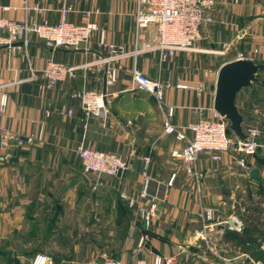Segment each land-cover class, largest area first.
I'll return each mask as SVG.
<instances>
[{
    "label": "crops",
    "instance_id": "1",
    "mask_svg": "<svg viewBox=\"0 0 264 264\" xmlns=\"http://www.w3.org/2000/svg\"><path fill=\"white\" fill-rule=\"evenodd\" d=\"M68 5L73 10L64 14ZM84 10H98L92 20L99 29L79 50L49 47L35 34L27 44L0 47V102L4 93L8 95L4 109L0 104V128L24 142L17 148V162L0 159V262L10 263L2 257L10 251L27 264L41 252L32 246L43 232L42 238L68 243V259H54L55 264H102L105 253L124 264L138 259L152 264L155 253L174 257L172 264H197L192 256L198 250L192 243L203 228L202 210L212 207L218 219L228 218L233 215L237 189L261 182L249 177L250 169L259 168L264 179V69L260 81L253 88L245 87L236 100L244 127L253 122L263 127L258 137L261 146L254 155L230 151L215 162L210 154L201 153L198 175L186 173L185 163L172 156L185 142L164 132V108L175 107L171 122L188 137L192 136L188 125L200 117L194 107L205 109L203 118L217 119L213 103L220 67L240 56L264 64V0H216L214 21L202 28L199 51H178L165 61L156 50L133 54L142 42L152 43L157 37L155 26L137 33V0H0V16L17 22L56 24L65 18L81 23ZM102 37L128 53L112 63L117 69L113 85L105 86L106 69L99 71L96 66L78 69L74 78L53 87L47 85L41 71L50 59L68 66L95 62L108 55L100 44ZM135 66L153 79L202 84L203 90L173 86L165 90L160 105L150 93L134 88ZM84 87L110 95L106 127L101 119L86 118L79 101L70 97ZM68 110L73 111L71 117ZM28 138L33 142L27 143ZM81 145L116 152L128 159L129 166L121 177L104 176L95 191L92 177L82 171L77 153ZM242 158L249 169L238 165ZM237 180L241 181L235 186ZM120 198L126 203L127 198L134 199L143 207L155 202L156 216L147 225L131 207L132 219L125 227L118 213ZM218 227L212 234L225 228ZM143 232L150 233L151 241L139 250Z\"/></svg>",
    "mask_w": 264,
    "mask_h": 264
},
{
    "label": "built area",
    "instance_id": "2",
    "mask_svg": "<svg viewBox=\"0 0 264 264\" xmlns=\"http://www.w3.org/2000/svg\"><path fill=\"white\" fill-rule=\"evenodd\" d=\"M67 2V0H64ZM66 4V3H65ZM216 6V0H137V33L140 30L155 26L157 37L152 43L142 42L137 46L134 55L148 51H159L161 59L167 60L169 56L178 51L198 52L197 43L202 37V28L214 21L211 14ZM73 10L71 5L64 7V14ZM96 11L84 10L85 20L81 23H73L63 18L58 23H51L47 20L43 22H17L0 16V47L15 46L16 43L27 44L31 34L37 35L46 45L53 48H66L79 50L87 44L94 31L99 29L92 16ZM138 37V35H137ZM138 42V41H137ZM100 44L105 47L108 55L100 56L98 60L85 63L79 66H68L66 64L50 59L42 69V75L47 79V85L53 87L58 82L74 78L78 69L92 70L97 67L99 71H105V86H111L117 79V69L113 62L127 56L124 48L115 44H107L102 37ZM239 58H244L240 56ZM36 74L33 71L32 77ZM132 81L135 89L146 91L153 95L160 105H163L165 90L175 86L179 89H195L198 92L203 90V85L193 86L187 83H173L171 79L163 82L149 77L136 66L132 70ZM108 92L88 89L86 87L71 92L70 97L79 101L86 118H98L102 120V126L106 127L109 118V98ZM8 95L1 96V108L7 104ZM204 108L194 107L193 111L199 113L200 117L191 122L188 128L192 136L188 137L184 129L172 124L171 119L175 114V107L164 108L163 127L167 135L175 137L185 144L180 149H175L172 156L181 159L185 163V171L190 175H198L197 160L201 153H208L215 162L222 160L223 155L233 151L245 155H254L261 146L258 137L261 135L263 127L257 122L244 127V131L249 137L248 141H242L238 137H232L228 133L229 121L217 114V119L208 120L203 118ZM50 112L46 116H50ZM67 115H73L72 110L67 111ZM85 127L87 125L85 124ZM43 132L40 131L38 139H42ZM16 139L18 143H13ZM33 138H28L27 143H32ZM24 142L16 138L8 129L0 128V159L10 161L16 156L17 148ZM77 153L82 165L84 174L92 177L93 189L97 191L103 185V177H116L118 171H125L128 166V159L113 151L99 150L94 147L81 145ZM238 165L249 169L244 158L238 160ZM176 174H172L168 181L171 186L174 183ZM148 182V179L146 180ZM145 193V191H144ZM130 207L135 208L146 224L149 225L153 217L156 216V203L152 202L150 207H143L136 200L129 199ZM235 203L233 204L234 207ZM201 217L203 228L195 237V245L201 246V242L206 239L208 233L219 230L218 225L228 227L230 230L242 232L243 221L236 215L228 218L218 219L215 209L206 207L202 210ZM151 241L149 232H143L139 238L138 249L142 250ZM175 261L172 256H163L159 253L154 254L152 264H172ZM222 264H235L238 262L233 259L224 258ZM241 261V260H239ZM245 264L244 261H241ZM31 264H52L50 256L46 253H37ZM102 264H124L121 260L105 253ZM132 264H149L145 259H138ZM208 264H215L210 262ZM217 264V263H216Z\"/></svg>",
    "mask_w": 264,
    "mask_h": 264
},
{
    "label": "water",
    "instance_id": "3",
    "mask_svg": "<svg viewBox=\"0 0 264 264\" xmlns=\"http://www.w3.org/2000/svg\"><path fill=\"white\" fill-rule=\"evenodd\" d=\"M16 45H20V43H16ZM263 69V63H256L249 58H238L224 63L218 71L214 110L219 116L229 121L228 133H233L242 141H248L249 137L244 131V117L237 105V95L245 87L253 88L254 84L260 81L258 74ZM12 161L17 162V157L12 158ZM117 176H123L122 169L118 171ZM249 177L261 181L264 186V179L259 168H251ZM235 264H242V262L238 261Z\"/></svg>",
    "mask_w": 264,
    "mask_h": 264
},
{
    "label": "trees",
    "instance_id": "4",
    "mask_svg": "<svg viewBox=\"0 0 264 264\" xmlns=\"http://www.w3.org/2000/svg\"><path fill=\"white\" fill-rule=\"evenodd\" d=\"M6 162L15 163L12 159ZM130 208L128 201L126 203L121 198L119 199L118 213L125 227H128L132 219L133 212ZM235 211L244 223L243 231L239 233L224 230V242L239 248L241 252L251 254L256 260L264 259V251L261 250L264 246V186L261 182L258 184L257 191H253L250 185L244 190H237ZM32 226L37 228L35 224ZM52 229L53 225H49L50 232ZM33 250L37 251V249ZM2 257L10 261L9 264H22L15 254L10 255V251L4 253Z\"/></svg>",
    "mask_w": 264,
    "mask_h": 264
},
{
    "label": "rangeland",
    "instance_id": "5",
    "mask_svg": "<svg viewBox=\"0 0 264 264\" xmlns=\"http://www.w3.org/2000/svg\"><path fill=\"white\" fill-rule=\"evenodd\" d=\"M154 29H155V27H154ZM155 31H156V29H155ZM191 54L193 55L194 53H191ZM207 65H209V64H207ZM205 69H208V68H205ZM240 181L241 180H237L235 186L239 185L238 183H240ZM258 183H260V182H258ZM258 183L254 184L253 186H251L249 184L253 191L258 190ZM246 187H248V186H245L244 188H238L237 190H241V189L244 190V189H246ZM236 194H237V192H236ZM227 199H229V198H227ZM226 204H227L226 202L222 203L223 206H225ZM235 204H236V197H235ZM216 205L219 206V202L216 203ZM232 210H233L232 214L237 216L236 211H235V205L232 208ZM41 223H42V221H41ZM41 226L43 227L44 225H41ZM37 228H38V226H37ZM224 230L233 231V230H230L228 227H225L223 229V231H218L216 234L208 233V235H206V239L201 242V246L197 247V250L200 253L196 252L192 256V260H194V263L197 262V264H198V260L201 259L203 261V264H208L210 262H215V264L216 263L222 264L225 262L224 258H226V259H233V261L238 259V261L239 260L244 261L245 264H264V259L256 260L254 257H252L251 254H249L247 252H241L239 248H235L230 243L224 242V233H225ZM78 231L80 232L79 227H78ZM42 236H44V234H43V232H40V234H38V236H37L38 239L35 242H33L32 248L35 246L41 251V252H37V253H46L50 256L53 255L54 258L52 257V264H55L54 259H58V258H60V260L68 259L69 252H67V250H68V246H67L68 243L67 242L59 241V244L60 245L62 244L61 246L63 248L58 249L57 246L59 244L57 241H54V240L51 241V239L47 240L45 238H42ZM30 242L31 241L27 242L25 247H27V245ZM192 244H193V246H195V238H194ZM261 250L264 251V246H262ZM35 255H34V257H35ZM55 255L58 257H56ZM34 257H32L31 260H29V262L27 264H31ZM0 263H2V262H0ZM62 264H66V263L62 262Z\"/></svg>",
    "mask_w": 264,
    "mask_h": 264
}]
</instances>
